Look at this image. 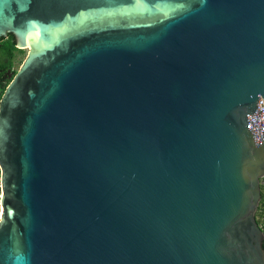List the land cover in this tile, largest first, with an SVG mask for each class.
<instances>
[{"label": "water", "instance_id": "obj_1", "mask_svg": "<svg viewBox=\"0 0 264 264\" xmlns=\"http://www.w3.org/2000/svg\"><path fill=\"white\" fill-rule=\"evenodd\" d=\"M0 264H264V0H0Z\"/></svg>", "mask_w": 264, "mask_h": 264}, {"label": "rangeland", "instance_id": "obj_2", "mask_svg": "<svg viewBox=\"0 0 264 264\" xmlns=\"http://www.w3.org/2000/svg\"><path fill=\"white\" fill-rule=\"evenodd\" d=\"M25 54H26V48H21V49L15 48L10 56L5 54V52L0 48V65L8 66L7 71H8L9 77L13 76V74L16 72V70L20 66L22 60L24 59ZM5 86H6V84L3 85V88L0 92V95H1ZM260 180H261L260 192L264 193V177L260 178ZM262 205L261 206L264 210V202L262 203ZM259 207H260V204H257L256 210L254 212V218H255V221L258 224V226H260V228L262 229L264 226L263 225L264 224V216L262 218H260L261 215H260V211L258 210ZM263 233H264V231H263Z\"/></svg>", "mask_w": 264, "mask_h": 264}, {"label": "trees", "instance_id": "obj_3", "mask_svg": "<svg viewBox=\"0 0 264 264\" xmlns=\"http://www.w3.org/2000/svg\"><path fill=\"white\" fill-rule=\"evenodd\" d=\"M0 48L5 52V54H7L8 56H10L13 52V50L15 49L14 47V40L11 34H7L5 37H1L0 38ZM8 66L5 65H0V92L3 88L4 84H7V82L11 79V77L8 76ZM261 196H260V200L259 203L260 207L258 208V210L260 211V218L263 217V213L264 210L262 208V203L264 202V193L260 192ZM262 205V206H261ZM263 224V223H262ZM264 225V224H263ZM264 228V226H263ZM262 228V230L264 231V229Z\"/></svg>", "mask_w": 264, "mask_h": 264}, {"label": "built area", "instance_id": "obj_4", "mask_svg": "<svg viewBox=\"0 0 264 264\" xmlns=\"http://www.w3.org/2000/svg\"><path fill=\"white\" fill-rule=\"evenodd\" d=\"M255 118L256 126L260 129V138L264 139V97L258 98L256 108L252 112ZM264 216V213H263Z\"/></svg>", "mask_w": 264, "mask_h": 264}]
</instances>
